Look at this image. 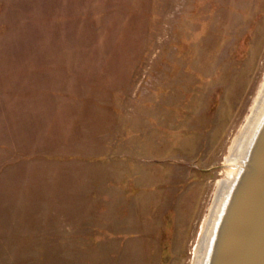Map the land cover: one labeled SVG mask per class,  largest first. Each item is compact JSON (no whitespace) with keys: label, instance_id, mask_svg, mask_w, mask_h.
I'll return each instance as SVG.
<instances>
[{"label":"rangeland","instance_id":"1","mask_svg":"<svg viewBox=\"0 0 264 264\" xmlns=\"http://www.w3.org/2000/svg\"><path fill=\"white\" fill-rule=\"evenodd\" d=\"M263 79L264 0H0V264H191Z\"/></svg>","mask_w":264,"mask_h":264},{"label":"water","instance_id":"2","mask_svg":"<svg viewBox=\"0 0 264 264\" xmlns=\"http://www.w3.org/2000/svg\"><path fill=\"white\" fill-rule=\"evenodd\" d=\"M234 167L203 264H264V110Z\"/></svg>","mask_w":264,"mask_h":264},{"label":"bare ground","instance_id":"3","mask_svg":"<svg viewBox=\"0 0 264 264\" xmlns=\"http://www.w3.org/2000/svg\"><path fill=\"white\" fill-rule=\"evenodd\" d=\"M259 85V89L256 91L257 94H255L254 98L252 97L253 101L249 109L250 111L229 145L228 154L225 156L224 162V164L229 167V169L225 170V178L223 177V179L217 180L218 182L216 188L214 189L215 191L212 194L213 197L211 198L207 211L205 210L206 214L204 212L205 217L202 219L203 221L200 225V231L198 233L196 242H194L195 244L192 250L191 264L204 263L206 247L211 236L215 220L217 218L229 183L232 181L235 174L236 169L234 167V163L243 156L245 147L248 143V140L250 139L254 126L264 110V79Z\"/></svg>","mask_w":264,"mask_h":264}]
</instances>
